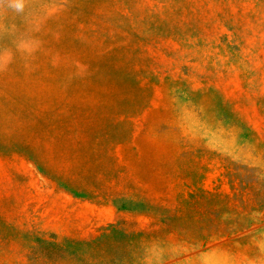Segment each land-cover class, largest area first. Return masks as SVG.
I'll use <instances>...</instances> for the list:
<instances>
[{
    "label": "rangeland",
    "instance_id": "obj_1",
    "mask_svg": "<svg viewBox=\"0 0 264 264\" xmlns=\"http://www.w3.org/2000/svg\"><path fill=\"white\" fill-rule=\"evenodd\" d=\"M0 264H264V0H0Z\"/></svg>",
    "mask_w": 264,
    "mask_h": 264
},
{
    "label": "clouds",
    "instance_id": "obj_2",
    "mask_svg": "<svg viewBox=\"0 0 264 264\" xmlns=\"http://www.w3.org/2000/svg\"><path fill=\"white\" fill-rule=\"evenodd\" d=\"M11 6L13 8H15L16 10H20V9L23 8V4L22 3H19V2H14Z\"/></svg>",
    "mask_w": 264,
    "mask_h": 264
}]
</instances>
